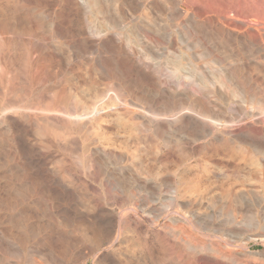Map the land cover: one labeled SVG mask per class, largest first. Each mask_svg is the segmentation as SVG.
Returning <instances> with one entry per match:
<instances>
[{"label": "rangeland", "instance_id": "obj_1", "mask_svg": "<svg viewBox=\"0 0 264 264\" xmlns=\"http://www.w3.org/2000/svg\"><path fill=\"white\" fill-rule=\"evenodd\" d=\"M80 1L0 0V29H14L0 30L1 40L8 37L0 40L4 59L13 65L0 67V264H83L93 249L85 232L100 222L109 226L120 214L135 218L142 229L136 235L137 250L143 249L140 263L147 264L154 249L155 256L168 257L167 264H185L184 257L198 262L193 264H264V147L258 148L264 144V121L251 115L264 113V105L247 100L252 88L264 96V67L249 63L250 47L235 38L250 28L252 16L264 12V0ZM172 59L196 74L173 70L167 65ZM19 79L27 91L17 95L12 88ZM55 129H64L59 140ZM224 189L230 190L227 195ZM106 252L105 246L86 264L107 263Z\"/></svg>", "mask_w": 264, "mask_h": 264}, {"label": "bare ground", "instance_id": "obj_2", "mask_svg": "<svg viewBox=\"0 0 264 264\" xmlns=\"http://www.w3.org/2000/svg\"><path fill=\"white\" fill-rule=\"evenodd\" d=\"M82 1V0H81ZM80 1V2H81ZM101 1V0H100ZM99 1V2H100ZM141 1V0H140ZM146 1V0H145ZM179 1V0H178ZM225 1V0H224ZM111 2V1H110ZM135 2V1H134ZM139 2V1H138ZM259 2V1H258ZM142 3V2H141ZM177 3V2H176ZM214 3V2H213ZM221 3V2H220ZM249 3V2H248ZM93 4H95V3H93ZM224 4V3H223ZM222 4V5H223ZM230 4V3H229ZM250 4V3H249ZM92 5V4H91ZM92 6H94V5H92ZM95 6H97V5H95ZM140 6V5H139ZM220 6V5H219ZM235 6H236V4H235ZM257 6V5H256ZM90 7V6H89ZM217 8H219V7H217ZM229 8V7H228ZM86 9V8H85ZM84 9V10H85ZM89 9V8H88ZM92 9V8H91ZM214 9V8H213ZM230 9V8H229ZM228 9V10H229ZM236 9V8H235ZM234 9V10H235ZM218 10V9H217ZM232 10V9H231ZM254 10V9H253ZM87 11V10H86ZM91 12H93V11H91ZM257 13V12H256ZM233 14H234V12H233ZM233 14L232 15H229V16H233ZM242 14V13H241ZM251 14V13H250ZM93 15V14H92ZM91 15V17L93 18V16ZM235 15V14H234ZM88 17L90 16L89 14L87 15ZM241 16H243V15H241ZM246 16V14L243 16V18ZM251 16V15H250ZM121 17V16H120ZM235 17H238V16H235ZM235 17H233V19L235 18ZM240 17V16H239ZM238 17V18H239ZM225 18V17H224ZM231 18V17H230ZM230 18H229V20H230ZM96 19V18H95ZM94 19V20H95ZM207 19V18H206ZM225 19H227L228 20V18H225ZM232 19V18H231ZM239 19H241V17L239 18ZM239 19H238V21H239ZM246 19H247V21H248V17H246ZM25 20H27V19H25ZM93 20V21H94ZM224 20V19H223ZM243 21H244V19H242ZM242 20H240V23H241V21ZM23 21V20H22ZM82 21V20H81ZM84 21V20H83ZM95 21H97V20H95ZM226 21V20H225ZM231 21V20H230ZM246 21V20H245ZM5 22V21H4ZM9 22V21H8ZM14 22V21H13ZM88 22V21H87ZM90 22V21H89ZM92 22V21H91ZM90 22V23H91ZM115 22H117V21H115ZM124 22H126V21H124ZM233 22H235L236 23V21L234 20H232V22L231 23H233ZM2 23V26H3V22H1ZM7 23V22H6ZM25 23H27V22H25ZM118 23V22H117ZM249 23L251 24H249L250 26V28H248V27H246L247 28V30H246V28L244 29V30H242V31H239L238 32V34L237 35H235V38L236 39H238V40H243V42H245V43H247V46H248V48L250 47V53L248 54V59H247V61H249V63H250V61H251V63H253L252 61H254V62H256V61H259L262 65H263V67H264V12H259V13H257L256 15H254V16H252V19L249 21ZM5 24V23H4ZM10 24H12V23H10ZM9 23L7 24L8 26L10 25ZM23 24H24V22H23ZM92 24H94V22L92 23ZM91 24V25H92ZM120 24H121V22H120ZM119 24V25H120ZM124 24V23H123ZM128 24V23H127ZM127 24H125V25H127ZM238 24V23H237ZM244 24H245V22H244ZM246 24H248V23H246ZM13 25V24H12ZM21 25H22V23H21ZM95 25V24H94ZM93 25V26H94ZM124 25V26H125ZM234 25H236V24H234ZM240 25V27L242 28V26L241 25H243V23H241V24H239ZM2 26H1V28H2ZM13 26H16V25H13ZM28 26V25H27ZM96 27H97V24L95 25ZM4 27L5 26H3V30H4ZM7 27V26H6ZM24 27V26H23ZM29 27V26H28ZM102 27V26H101ZM110 27V26H109ZM122 27V26H121ZM121 27L119 26V29H121ZM125 27H127V26H125ZM129 27V26H128ZM235 27H238V25L237 26H235ZM239 27V28H240ZM8 28V27H7ZM7 28H5V32H6V29ZM24 28H26V26L24 27ZM102 28H105V27H102ZM166 28V27H165ZM10 29V28H9ZM9 29H7V30H9ZM13 28H11L10 30H12ZM15 29H18V27L17 28H15ZM27 29H29L28 31H30L31 32V30H30V28H27ZM27 29H23V30H21V31H25V32H27ZM97 28H95V30H96ZM99 29H100V27H99ZM124 29V27L121 29V30H123ZM1 30V29H0ZM14 30V29H13ZM107 30V29H106ZM106 30H104V31H106ZM218 30V29H217ZM220 30V29H219ZM226 30V29H225ZM240 30V29H239ZM18 31V30H17ZM97 31V30H96ZM104 31L102 32V34L104 33ZM109 31V30H108ZM112 31V30H111ZM114 31V30H113ZM125 31V30H124ZM237 31V30H236ZM4 31L2 32V30H1V33H5ZM10 32V31H9ZM215 32V31H214ZM12 33H15V32H11V34ZM21 33V32H20ZM29 33V32H28ZM92 33V32H91ZM109 33V32H108ZM113 33H115V32H113ZM112 33V34H113ZM169 33V32H168ZM167 33V34H168ZM231 33V32H230ZM15 34H18V33H15ZM22 34V33H21ZM30 34H32V33H30ZM63 34V33H62ZM98 34H100L99 33V31H98V33L96 34L97 36H98ZM110 34V33H109ZM123 34V33H122ZM235 33H233V34H231V35H234ZM4 35V34H3ZM13 35V34H12ZM11 35V36H12ZM20 35V34H19ZM29 35V34H28ZM107 35V34H106ZM114 35V34H113ZM113 35H111V37L113 36ZM209 35V34H208ZM215 35V34H214ZM228 35V34H227ZM1 36V35H0ZM5 36H7V35H5ZM16 36V35H15ZM15 36H13V38L15 37ZM77 36V35H76ZM101 36H104V35H101ZM101 36H100V38H101ZM126 36V35H125ZM124 36V37H125ZM203 36H204V34H203ZM217 36V35H216ZM220 36V35H219ZM3 37V36H2ZM17 37V36H16ZM21 37V36H20ZM90 37V36H89ZM117 37V36H116ZM115 37V38H116ZM123 37V36H122ZM228 37V36H227ZM229 37H230V39H231V36H230V34H229ZM232 37H234V36H232ZM4 39H5V37H3ZM11 38V37H10ZM18 38H19V36H18ZM18 38H15L14 40H11V42L13 41H17L18 40ZM92 38V37H91ZM110 38V37H109ZM108 38V39H109ZM127 38V37H126ZM125 38V39H126ZM2 39V38H1ZM0 39V40H1ZM3 39V40H4ZM7 39H8V37H7ZM7 39H5V41H7ZM21 39V38H20ZM19 39V40H20ZM107 39V40H108ZM112 39H114V37L113 38H111L110 40H112ZM118 39V37L115 39V40H117ZM125 39H123L124 40V42H125ZM162 39V38H161ZM166 39V38H165ZM3 40H1V41H3ZM10 40V39H9ZM87 40V39H86ZM92 40H94L95 41V39H92ZM91 40V41H92ZM102 40H103V38H102ZM109 40V41H110ZM120 40V39H119ZM138 40V39H137ZM215 40V39H214ZM228 40V39H227ZM235 40V39H234ZM0 41V42H1ZM90 41V40H89ZM97 41H99L98 39H97ZM114 41V40H113ZM118 41V40H117ZM162 41V40H161ZM229 41V40H228ZM228 41H226V42H228ZM230 41H233V39L232 40H230ZM10 42V43H11ZM21 42V41H20ZM23 42V41H22ZM81 42V41H80ZM82 42H84V40L82 41ZM81 42V43H82ZM108 42V41H107ZM111 42V41H110ZM127 43H128V41H126ZM240 42V41H239ZM18 43V42H17ZM54 43V42H53ZM60 43V42H59ZM62 43V42H61ZM88 43H90V42H88ZM126 43V44H127ZM132 43V42H131ZM151 43V42H150ZM164 43V42H163ZM228 43H230V42H228ZM232 43V42H231ZM230 43V44H231ZM234 43V42H233ZM244 43V44H245ZM1 44V43H0ZM2 44H4V42L2 43ZM2 44L0 45V67L1 66H5V67H8V68H10L11 69V67H10V65H12V64H9V63H11V61L10 62H8L7 60H5L4 58H6L5 57V53L3 52L4 51V49H1V46H2ZM9 43L7 42V45H8ZM14 44V43H13ZM28 44V43H27ZM56 45H57V43H55ZM76 44V43H75ZM79 44V43H78ZM83 44V43H82ZM81 44V45H82ZM97 43L95 42V44H92L93 46H95ZM108 44V43H107ZM111 44V43H110ZM113 44V43H112ZM145 44V43H144ZM18 45H19V43H18ZM30 45V44H29ZM67 45H68V42H67ZM73 45V44H72ZM71 45V46H72ZM80 45V44H79ZM84 46H86L85 44H83ZM91 45V44H90ZM90 45H88L89 46V48H92V47H90ZM91 45V46H92ZM130 45V44H129ZM228 46H229V44H227ZM238 45H240V44H238ZM246 45V44H245ZM5 46V45H4ZM3 46V47H4ZM9 46H10V44H9ZM11 46H13V45H11ZM22 46V45H21ZM26 46V45H25ZM52 46V45H51ZM54 46V45H53ZM73 46H76V45H73ZM84 46H83V48H84ZM108 46H110V45H108ZM127 46V45H126ZM213 46H215V45H213ZM217 46V45H216ZM227 46V47H228ZM231 46V45H230ZM229 46V48H231ZM234 46V45H233ZM2 47V48H3ZM14 47H16V46H14ZM19 47H20V45H19ZM30 47V46H29ZM57 47H58V45H57ZM62 47V46H61ZM69 47V46H68ZM77 47H79L78 45H77ZM82 47V46H81ZM96 47V46H95ZM95 47H94V49H95ZM123 47V46H122ZM132 47H133V45H132ZM147 47H150V46H148L147 45ZM219 47V46H218ZM13 48V47H12ZM18 48V47H17ZM21 48V47H20ZM36 48V47H35ZM53 48V47H52ZM86 48V47H85ZM124 48V47H123ZM138 47L136 46V49H137ZM223 48H224V46H223ZM228 48V49H229ZM233 48V47H232ZM235 48V47H234ZM233 48V49H234ZM242 47H240V51L242 50L241 49ZM21 49H23V48H21ZM28 49V48H27ZM32 49V48H31ZM59 49H61L60 47L59 48H56V49H54V50H56L57 52H58V50ZM65 49H67V48H65ZM71 49V48H70ZM87 49V48H86ZM86 49H83V50H86ZM133 49V48H132ZM222 49V48H221ZM245 49H246V47H245ZM7 49H5V51H6ZM15 50V49H14ZM69 50V49H68ZM72 50L73 51H75L73 48H72ZM82 50V49H81ZM91 50V49H90ZM89 50V51H90ZM138 50V49H137ZM148 50V49H147ZM150 50H151V48H150ZM154 49H152L151 51H153ZM160 51H161V49H159ZM163 50V49H162ZM9 51V50H8ZM24 51H25V49H24ZM70 51V50H69ZM92 51H93V49H92ZM149 51V50H148ZM157 51H158V49H157ZM156 51V49H155V52H157ZM206 51V50H205ZM213 51V50H212ZM227 51H229V50H227ZM227 51H225V49H224V51L223 52H227ZM232 51V50H231ZM230 51V52H231ZM237 51V50H236ZM238 51H239V49H238ZM243 51V50H242ZM26 53L28 52V51H25ZM68 52V51H67ZM85 52V51H84ZM126 52V51H125ZM142 52V51H141ZM140 52V53H141ZM154 52V53H155ZM233 52H235V50L233 51ZM247 52V51H246ZM68 53H70V52H68ZM88 53V52H87ZM90 53H91V51H90ZM111 53V52H110ZM228 53V52H227ZM236 53V52H235ZM238 53V52H237ZM9 54V53H8ZM22 54H23V52H22ZM144 54V53H143ZM153 54V53H152ZM156 54V53H155ZM158 54V53H157ZM161 53H159L158 55H160ZM208 54V53H207ZM244 54V53H243ZM24 55H25V57H24ZM23 56H21L22 58H21V60L19 61V62H21V64H25V63H22L23 61L25 62V60L27 61V54H24ZM88 55H89V53H88ZM162 56H163V54H161ZM161 55L160 56H158V57H161ZM204 55V54H203ZM223 55V54H222ZM225 55H228V54H226L225 53ZM229 55H230V53H229ZM229 55H228V57H229ZM233 55V54H232ZM232 55H230V56H232ZM234 55H236V54H234ZM240 55H242V54H240ZM9 56V55H8ZM75 56V55H74ZM145 56H146V54H145ZM148 56V55H147ZM146 56V57H147ZM154 56H156L157 57V55H154ZM61 57V56H60ZM111 57V56H110ZM200 57V56H199ZM225 57V56H224ZM233 57H235V56H232V58L231 59H233ZM240 57V56H239ZM239 57H236L235 59H237L238 61V63L241 61V57H240V60H239ZM107 58V57H106ZM152 58V57H151ZM226 58V57H225ZM229 58V60H231ZM20 59V58H19ZM110 59V58H109ZM196 59H198V58H196ZM200 59V58H199ZM220 59V58H219ZM244 59H246V58H244ZM108 60V59H107ZM106 60V61H107ZM174 59H172V61H173ZM227 60V59H226ZM8 62V64H9V66L7 65V62ZM17 61V60H16ZM171 60H170V62H171V64H170V62L167 64L168 66L170 65V67L171 68H173V70L174 69H176V70H181L183 73H185V74H188V73H194V70L196 71V69H194L193 70V68L194 67H192V70L189 68V69H187L185 66H182V64H180V62H177V60L175 59L173 62H172ZM228 61V60H227ZM235 61L236 60H234V64L232 63H230V65L231 66H233V65H235L236 63H235ZM244 62L246 61V60H243ZM18 62V61H17ZM34 62H35V60H34ZM188 62V61H187ZM212 62V61H211ZM224 62H226V61H224ZM4 64V65H1V64ZM14 63H16V62H14ZM32 63V62H31ZM108 63V62H107ZM122 63V62H121ZM243 63V62H242ZM210 64V63H209ZM220 64V63H219ZM225 64V63H224ZM224 64H223V66H224ZM241 64V63H240ZM243 64H245V63H243ZM255 65H256V63H254ZM254 64H252V65H254ZM258 64V63H257ZM16 65H18V64H16ZM20 65V64H19ZM18 65V66H19ZM185 65V64H184ZM229 65V64H228ZM13 66V65H12ZM26 66V65H25ZM29 66H30V63H29ZM108 66V65H107ZM214 66V65H213ZM231 66H229V67H231ZM244 66V65H243ZM246 66V65H245ZM247 66H249V64L247 65ZM256 66H258V65H256ZM17 67V66H16ZM117 67V66H116ZM188 67V66H187ZM190 67V66H189ZM205 66L203 65V70L205 69L204 68ZM208 67V66H207ZM220 67V66H219ZM227 67V66H226ZM238 67V66H237ZM240 67V66H239ZM27 68H28V66H27ZM113 68V67H112ZM249 68H251L250 66H249ZM255 68V67H254ZM259 68V67H258ZM9 69V70H10ZM118 69V68H117ZM116 69V70H117ZM210 69V68H209ZM219 69V68H218ZM217 69V70H218ZM256 69V68H255ZM263 69V68H262ZM2 70H4V68L2 69ZM98 70V69H97ZM206 70V69H205ZM204 70V71H205ZM211 70V69H210ZM223 70V69H222ZM222 70H220V71H222ZM228 70H230V69H228ZM257 70V69H256ZM260 70L261 69H258V71L260 72ZM17 71V70H16ZM23 71V70H22ZM120 71V70H119ZM209 71V70H208ZM207 71V73L208 74H212L211 72H208ZM212 71V70H211ZM225 71H227V70H225ZM224 71V72H225ZM238 71V70H237ZM243 71V70H242ZM247 71H249V70H247ZM10 72H15V70L14 71H11L10 70ZM99 72V71H98ZM233 72V71H232ZM241 72V71H240ZM246 72V71H245ZM251 72H253L252 71V69H251ZM255 72V71H254ZM11 73V74H12ZM18 73V72H17ZM95 73V72H94ZM223 73V72H222ZM227 73V72H226ZM225 73V74H226ZM229 73H231V72H229ZM244 73V72H243ZM14 74V73H13ZM12 74V75H13ZM194 74H196V73H194ZM193 74V75H194ZM201 74V73H200ZM203 74V73H202ZM216 74V73H215ZM240 74H242V73H240ZM247 74H250V71H249V73H247ZM19 75V74H18ZM18 75H16L15 74V78H16V80L19 78V77H17ZM230 75V74H229ZM251 75V74H250ZM257 75V74H256ZM212 76V75H211ZM226 76H227V74H226ZM259 76V75H258ZM264 76V75H263ZM21 77H23V76H21ZM198 77V76H197ZM199 77H201V75H199ZM213 77V76H212ZM220 77V76H219ZM229 77V76H228ZM252 77V76H251ZM257 77V76H256ZM259 77H261V76H259ZM116 78V77H115ZM146 78V77H145ZM150 78V77H149ZM169 77L167 76V79H168ZM222 78V77H221ZM230 78V77H229ZM258 78V77H257ZM262 78H264V77H262ZM12 79V78H11ZM14 79V78H13ZM198 79H200V78H198ZM201 79H202V77H201ZM209 79H211L210 77H209ZM217 79V78H216ZM228 79V78H227ZM233 79V78H232ZM236 79V78H235ZM117 80V79H116ZM148 80V79H147ZM146 80V81H147ZM255 80V79H254ZM254 80H251V79H249L248 81H254ZM258 80V79H257ZM262 80H264V79H262ZM262 80H260V83L262 82ZM204 81V80H203ZM211 81H212V79H211ZM246 81V80H245ZM256 81V80H255ZM12 82H14V81H12ZM213 82V81H212ZM256 82H258V81H256ZM201 83V82H200ZM202 83H204V82H202ZM221 83V82H220ZM252 83V82H251ZM255 83V82H254ZM263 83V82H262ZM213 84H214V82H213ZM238 84V83H237ZM207 85H208V83H207ZM242 85V84H241ZM246 85V84H245ZM248 85V84H247ZM256 85H257V83H256ZM261 85V84H260ZM259 85V86H260ZM217 86V85H216ZM220 86V85H219ZM261 86H264V85H261ZM209 87H210V84H209ZM248 87H250V85H248ZM254 87V86H253ZM26 88V86L25 85H23V83H21V80L19 79L18 80V82H17V84L16 85H14L13 86V90L12 91H14L17 95L18 94H20V92L23 90V92H25L24 90H26L25 89ZM219 88V87H218ZM221 88V87H220ZM247 88V87H246ZM263 88V87H262ZM245 89V88H244ZM250 89V88H249ZM253 89V88H252ZM250 90L251 92H249L250 93V98L248 97L247 98V100L248 99H252L253 101H257V102H259L260 104H262V105H264V96H263V94H261L260 93V90H259V87L256 89V90ZM261 89V88H260ZM108 90V89H107ZM150 90V89H149ZM238 90V89H237ZM259 90V91H258ZM262 90V89H261ZM27 91V90H26ZM222 91V90H221ZM239 91V90H238ZM237 91V92H238ZM218 92H220V90L218 91ZM232 92H233V90H232ZM240 92V91H239ZM236 93V94H241V92L240 93ZM152 93V92H151ZM192 93V92H191ZM244 93H246V92H244ZM230 94H232L231 92H230ZM44 95V94H43ZM56 95V94H55ZM189 95V94H188ZM196 95V94H195ZM237 95V96H238ZM242 95V94H241ZM50 96V95H49ZM54 96V95H53ZM59 96V95H58ZM190 96H191V94H190ZM243 96V95H242ZM248 96V95H247ZM235 97V96H234ZM52 98V97H51ZM66 98V97H65ZM240 98H242V99H240V100H243V97H240ZM19 99V98H18ZM69 99V98H68ZM21 100H22V98H21ZM24 100V99H23ZM237 100V99H236ZM49 101V100H48ZM72 101V100H71ZM195 101V100H194ZM243 101H246V100H243ZM255 101V102H256ZM33 102V101H32ZM37 102V101H36ZM51 102V101H50ZM216 102V101H215ZM41 103V102H40ZM43 103H44V101H43ZM64 104H66V100H65V102H63ZM69 103H72V102H68L66 105H68ZM236 103V102H235ZM241 103V102H240ZM30 104H34V103H30ZM48 104V103H47ZM191 104V103H190ZM205 104V103H204ZM241 104H243L244 105V103H241ZM245 104H246V102H245ZM23 105V104H22ZM51 105V104H50ZM62 105V104H61ZM60 105V106H61ZM66 105H64L65 107H66ZM71 105V107H72V104H70ZM240 105V104H239ZM238 105V106H239ZM247 105V104H246ZM245 105V106H246ZM63 105H62V109H64L65 110V108H63L64 107ZM135 106V105H134ZM237 106V107H238ZM250 106H251V104H250ZM253 106H254V104H253ZM27 107V106H26ZM58 107V106H57ZM56 107V108H57ZM68 107V106H67ZM208 107V106H207ZM240 107H242V105L240 106ZM249 107V106H248ZM4 108V107H3ZM32 108V107H31ZM35 108V107H34ZM59 108V107H58ZM57 108V109H58ZM135 108V107H134ZM220 108V107H219ZM243 108V110H245L244 109V107H242ZM30 109V108H29ZM28 109V110H29ZM33 109V108H32ZM42 109V108H41ZM60 109H61V107H60ZM60 109H58V110H60ZM67 109V111H68V108H66ZM249 109H251V107L249 108ZM259 109V108H258ZM5 110V109H4ZM40 110V109H39ZM72 110V109H71ZM240 110H241V113H242V109L240 108ZM263 110V109H262ZM55 111V110H54ZM63 111V110H62ZM66 111V110H65ZM134 111V110H133ZM246 111V110H245ZM250 111V110H249ZM5 112V111H4ZM32 112V111H31ZM53 112V111H52ZM57 112H61V110L60 111H57ZM69 112H70V110H69ZM214 112V111H213ZM231 112V111H230ZM25 113V112H24ZM47 113H48V110H47ZM63 113V112H62ZM237 113V112H236ZM245 113V112H244ZM35 114V113H34ZM41 114V113H40ZM40 114H38V115H40ZM69 114V113H68ZM72 114V113H71ZM247 114V113H246ZM245 114V115H246ZM32 115V114H31ZM55 115H58V113L57 114H55ZM67 115V114H66ZM65 115V113H64V116H66ZM213 115V114H212ZM238 115V114H237ZM248 115H249V113H248ZM251 115L253 116V118L256 120V122H258V123H262L263 121H264V117H263V115H264V113L261 111V110H254V112H252L251 113ZM44 116H46V119L47 118H49V117H47V115H44ZM49 116H50V114H49ZM52 117H50V118H53V116H54V114L53 115H51ZM61 116H62V114H61ZM70 116V115H69ZM71 116H73V115H71ZM70 116V117H71ZM247 116V115H246ZM252 116H251V119H252ZM35 117V116H34ZM59 118H60V116H58ZM57 117V118H58ZM63 117V116H62ZM69 117V118H70ZM77 117V116H76ZM213 117V116H212ZM25 118V117H24ZM28 118V117H27ZM40 118H42L43 119V117H40ZM55 118H56V116H55ZM66 118H67V116H66ZM74 118V117H73ZM215 118V117H214ZM226 118V117H225ZM237 118V117H236ZM240 118V117H239ZM33 119V118H32ZM62 119V118H61ZM61 119H59V120H61ZM75 119H77V118H74V120ZM217 119V123H218V118H215V120ZM221 119L222 118H220L219 120L221 121ZM227 119V118H226ZM225 119V126L227 127V125H226V121L227 120H229V119H227L226 120ZM241 119V118H240ZM240 119H239V122H240ZM248 119H249V117H248ZM250 119V120H251ZM253 119V120H254ZM38 120H41V119H38ZM44 120V119H43ZM49 121L50 120H52V119H48ZM47 120V121H48ZM54 120V119H53ZM52 120V121H53ZM56 120V119H55ZM70 122H71V119H68ZM73 120V121H74ZM78 120V119H77ZM46 121V122H47ZM58 121V120H57ZM62 122L64 121V120H61ZM76 121V120H75ZM220 121H219V123H220ZM230 122H231V120H229ZM244 121V120H243ZM242 121V123H244ZM29 122V121H28ZM51 122V121H50ZM61 122V123H62ZM65 122V121H64ZM250 122V121H249ZM38 123V122H37ZM52 123V122H51ZM56 121L54 122V125L53 126H55L56 124ZM76 123V122H75ZM78 123V122H77ZM222 123V122H221ZM224 123L222 124V126L224 125ZM235 123V122H234ZM233 123V124H234ZM254 123H255V121H254ZM36 124V123H35ZM53 124V123H52ZM59 124H60V122H59ZM63 124H65L66 125V123H63ZM63 124H62V126H63ZM232 124V125H233ZM215 125H216V123H215ZM239 126L241 125V123L240 124H238ZM238 125L236 126L235 124L233 125V127L234 126H236V127H238ZM245 125V124H244ZM250 125V124H249ZM261 125V124H260ZM260 125H259V127H260ZM263 125V124H262ZM261 125V126H262ZM48 126H50V123H49V125ZM47 126V127H48ZM58 126V125H57ZM61 126V125H60ZM167 126V125H166ZM206 126V125H205ZM221 126V127H222ZM224 126V127H225ZM229 126H231V125H229ZM258 126V125H257ZM46 127V126H45ZM46 127V128H47ZM51 127V126H50ZM59 127V126H58ZM64 127V126H63ZM62 127V128H63ZM66 127V126H65ZM71 127V126H70ZM219 127V126H218ZM220 127V128H221ZM225 127V128H226ZM232 127V126H231ZM230 127V128H231ZM251 127V126H250ZM259 127H257V128H259ZM263 127H264V125H263ZM263 127H261V128H263ZM49 128V127H48ZM54 128H57V127H54ZM54 128H53V130H54ZM61 128V127H60ZM223 128V127H222ZM241 128H242V126H241ZM244 128H246V127H244ZM244 128H242V130L244 131L245 129ZM256 128V127H255ZM256 128V130L258 131L259 129H257ZM65 129V128H64ZM63 129V130H64ZM215 129V128H214ZM224 129V128H223ZM229 129V128H228ZM233 129V128H232ZM235 129V128H234ZM238 129V128H237ZM239 129H240V127H239ZM250 129V128H249ZM264 129V128H263ZM262 129V130H263ZM55 130H57V129H55ZM58 130H60V129H58ZM54 131L53 132V134L55 135V133H56V135H59V136H55V138H56V140H57V138L59 137H62L61 136V134H63V130H60V131ZM247 130V129H246ZM245 130V132H246V134L247 133H249V132H247ZM255 130V129H254ZM51 131H52V129H51ZM209 131V130H208ZM218 131V130H217ZM216 131V132H217ZM233 131V130H232ZM232 131H230V132H232ZM238 131V130H237ZM37 132V131H36ZM220 132V131H219ZM224 132V131H223ZM222 132V133H223ZM227 132V130H225V133ZM234 132V131H233ZM240 132H242L241 130L240 131H238V134H239V136H240V134H242V133H244V132H242V133H240ZM254 132H256V131H254ZM262 132H264V130L262 131ZM261 132V134H263ZM38 133H39V131H38ZM68 133V132H67ZM218 133V132H217ZM237 133V132H236ZM251 133V132H250ZM260 133V132H259ZM44 134V133H43ZM210 134V133H209ZM209 134H208V136H209ZM220 134H221V132H220ZM227 134V133H226ZM234 134V133H233ZM252 134H254V135H256L255 133H252ZM257 134H258V132H257ZM67 135V134H66ZM68 135H71L70 133L68 134ZM260 135V134H259ZM259 135H257L256 136V138L259 136ZM36 136V135H35ZM216 136H217V134H216ZM219 136V135H218ZM217 136V137H218ZM222 136V135H221ZM234 136H235V134H234ZM239 136L237 135V137L239 138ZM244 136V135H243ZM250 136V135H249ZM70 137V136H69ZM225 137V136H224ZM236 137V136H235ZM236 137V138H237ZM37 138V137H36ZM54 138V137H53ZM59 138H58V140H59ZM63 138H66L65 136L63 137ZM229 139V137H226V139ZM237 138V139H238ZM240 138H242V137H240ZM239 138V139H240ZM244 139L245 138H247L246 136H244L243 137ZM243 138H242V140H243ZM250 138V137H249ZM40 139H42V137H41V135H40ZM44 139V138H43ZM62 139V138H61ZM67 139V138H66ZM219 139H220V137H219ZM219 139H217V140H219ZM233 138H231V140H232ZM254 140H255V138H253ZM251 140V139H250ZM250 140H249V142H250ZM53 141V140H52ZM51 141V142H52ZM61 141V140H60ZM175 141V140H174ZM245 141H248L247 139H245ZM256 141V140H255ZM261 141V140H260ZM259 141V143H261ZM48 142V141H47ZM50 142V143H51ZM176 142V141H175ZM239 142H240V140H239ZM252 142H254L253 140H252ZM252 142L250 143V144H252ZM258 142V141H257ZM242 143V142H241ZM243 143H245V142H243ZM259 143H257V144H259ZM263 143V142H262ZM253 145V144H252ZM260 145V144H259ZM262 145V144H261ZM264 145V144H263ZM258 146V148L259 147H264V146ZM234 146V145H233ZM46 147V146H45ZM44 146H43V148H45ZM252 147V146H251ZM253 148H255V146H253ZM41 149V148H40ZM247 149H250V147L249 148H247ZM257 149V148H256ZM264 149V148H263ZM198 151H199V149H198ZM246 151V150H245ZM244 153V152H243ZM257 153H258V149H257ZM224 154V153H223ZM84 156V155H83ZM263 158V157H262ZM248 159H249V157H248ZM262 160H264V159H262ZM88 162V161H87ZM235 163V162H234ZM250 164V163H249ZM258 165H259V163H258ZM264 165V164H263ZM262 167V169H263V167L264 166H261ZM248 168V167H247ZM261 170V169H260ZM239 171V170H238ZM252 171V170H251ZM231 173V172H230ZM242 173V172H241ZM253 173V172H252ZM256 173V172H255ZM254 174V173H253ZM236 175H237V173H236ZM235 175V176H236ZM239 175H241V174H239ZM227 176H229V175H227ZM233 176V175H232ZM247 176V175H246ZM249 176V175H248ZM230 177V176H229ZM239 178H240V176H238ZM243 177V176H242ZM241 177V178H242ZM238 178V179H239ZM240 178V179H241ZM233 179H237V178H233ZM233 179H231V180H233ZM246 179V178H245ZM244 179V177H243V180H245ZM228 180H230V178L228 179ZM246 180H250V179H248V177H247V179ZM245 180V181H246ZM252 180V179H251ZM208 181V180H207ZM235 181V180H234ZM237 181H239V180H237ZM244 181V184L247 182H245ZM233 182V181H232ZM240 182V181H239ZM252 181H250V187H254V186H252V183H251ZM235 183V182H234ZM228 184V183H227ZM242 184H243V181H242ZM231 185H233V183H231ZM230 185V186H231ZM246 186H247V184H246ZM257 186V185H256ZM256 186H255V188H256ZM263 186V185H262ZM261 186V187H262ZM226 187V186H225ZM228 187V186H227ZM241 187V186H240ZM223 188V187H222ZM251 188V189H252ZM255 188H254V190H255ZM257 188H258V186H257ZM226 189V188H225ZM225 189H224V193L225 192H227V193H229V191H228V189H229V187H228V189H227V191H225ZM232 189V188H231ZM236 189V188H235ZM248 189H250V188H248ZM259 189V188H258ZM220 190H222L221 192H223V189H220ZM243 190H244V188H243ZM242 190V191H243ZM232 191H236V190H231V192ZM233 192V193H234ZM246 193L247 191H243V193ZM253 192V191H252ZM259 192V191H258ZM217 193V192H216ZM220 193V192H219ZM218 193V194H219ZM224 193H223V195H224ZM227 193H225L226 195H227ZM232 193V194H233ZM238 193H240V195H238L239 197L241 196L242 197V195H241V193L242 192H238ZM242 193V194H243ZM244 193V194H245ZM248 193V192H247ZM260 193V192H259ZM232 194L230 193L229 195H231L232 196ZM236 194V193H235ZM234 194V195H235ZM243 194V196H245ZM248 194H251V193H248ZM257 194V193H256ZM193 195V194H192ZM223 195H218V196H220V198H221V196H222V198L223 199H225V196H223ZM234 195L232 196L233 198H234ZM247 195V194H246ZM182 196V195H181ZM184 196V195H183ZM231 196H228L229 198L231 197ZM215 197H216V195H215ZM227 197V196H226ZM258 199H259V197H258V195L256 196ZM201 198H203V197H201ZM201 198L199 199L201 202L202 201H206V200H201ZM211 198V197H210ZM210 198H208L209 200H210ZM214 198V197H213ZM218 198V197H217ZM221 198V199H222ZM229 198H226V199H228V200H230ZM236 198H238L237 197V194H236ZM246 198V197H245ZM221 199L220 200H218V201H220V202H222V201H224V200H222L221 201ZM240 199V198H239ZM248 199H250V198H248ZM247 199V200H248ZM211 200H213V199H211ZM210 200V201H211ZM234 199H232V201H233ZM238 200V199H237ZM241 200V199H240ZM246 200V201H247ZM260 200V199H259ZM195 201H196V199H195ZM213 201H215V198H214V200ZM231 201V200H230ZM236 201V200H235ZM239 201V200H238ZM240 202H242V200L240 201ZM239 202V203H240ZM248 202V201H247ZM198 203V202H197ZM200 203V202H199ZM211 203L212 204H215V202L213 203L212 201H211ZM224 203V202H223ZM230 203H232V202H230ZM229 203V204H230ZM236 203V202H235ZM238 203V204H239ZM191 204V203H190ZM204 204V203H203ZM206 204H209V202H207V203H205V205ZM216 204H219L218 202L216 203ZM215 204V205H216ZM234 204V203H233ZM233 204H230V206L231 205H233ZM237 204V203H236ZM235 204V205H236ZM244 204H246V203H244ZM197 205V204H196ZM210 205V204H209ZM208 205V206H209ZM220 205H222V204H220ZM224 205H226V204H224ZM248 205H249V203H248ZM195 206V205H194ZM211 206H214V205H211ZM210 206V207H211ZM215 207V206H214ZM226 207V206H225ZM94 208V207H93ZM189 208V207H188ZM228 208V207H227ZM230 208V207H229ZM193 209V208H192ZM122 210V209H121ZM127 209H125V211H126ZM227 210V209H226ZM230 210V209H229ZM124 211V210H123ZM207 211H208V209H207ZM225 212V211H224ZM103 213V212H102ZM105 213V212H104ZM230 213V212H229ZM127 214H128V212H127ZM108 215V214H107ZM111 215V214H110ZM118 215H119V213H118ZM235 215V214H234ZM251 215V214H250ZM122 216L123 215H119L118 217H114V218H112V219H110L109 220V226H107V227H105L104 226V224L106 223V222H104V224L102 223V222H100L99 224H97V226H94V227H91L90 225V227L92 228V229H90V227L88 228H86V230H88V229H90V231L87 233V232H85V236L86 237H84V238H86V241H88V242H90L89 244L91 245L92 244V250H91V252H90V254L87 256V258L84 260V263L83 264H86L88 261H90L92 258L94 259V258H96V254H97V252L99 251V250H101L103 247H107V254H108V262L107 263H105V264H144V263H140V262H142L141 261V259H140V257H141V255L143 254V249H140V251H138L137 250V248H138V243L136 244V235L139 233L138 231H141L142 229H140V230H138L139 229V223L137 222V221H135L134 219H132L131 217H126L125 219L124 218H122ZM206 216V215H205ZM210 217V216H209ZM212 217V216H211ZM98 218V217H97ZM100 220V219H99ZM262 221V220H261ZM95 222V221H94ZM108 222V221H107ZM232 222V221H231ZM246 223V222H245ZM221 224V223H220ZM240 224V223H239ZM239 224H236V225H239ZM243 224V223H242ZM248 224V223H247ZM241 226H243V225H241ZM77 228V227H76ZM83 228V227H82ZM220 228V227H219ZM264 232V231H263ZM90 233V234H89ZM144 233H145V231H144ZM147 233H148V231L146 232V234L144 235V237L142 238V240L141 241H143L142 242V244H144V245H146V243H145V239H146V235H147ZM40 234V233H39ZM89 234V235H88ZM37 236V235H36ZM72 241V240H71ZM52 242V241H51ZM39 243H40V241H39ZM38 243V244H39ZM42 243V242H41ZM42 245H43V243H42ZM72 245V244H71ZM34 246V245H33ZM4 248H6V246H3ZM179 247V246H178ZM34 248V247H33ZM32 248V249H33ZM75 249V248H74ZM181 249V248H180ZM64 250V249H63ZM84 250V249H83ZM153 250L154 249H149V251H148V263L147 264H167L166 263V260L168 261V257H167V259H165V256H163V255H161V257H159V256H155V254H154V252H153ZM16 251V250H15ZM198 251V250H197ZM5 252H6V254L9 256V258H10V251H9V249H6L5 250ZM179 252V251H178ZM67 253V252H66ZM87 253V252H86ZM170 253V252H169ZM180 253V252H179ZM179 253H177L176 255H178ZM172 254V253H171ZM196 254V253H195ZM62 255V254H61ZM66 255H68V254H66ZM71 255V254H70ZM5 256V255H4ZM62 256H65V255H62ZM185 256V255H184ZM164 257V258H163ZM177 257H180V258H182L183 256H182V254H179V256H177ZM204 257V256H203ZM64 258V257H63ZM100 258V257H99ZM142 258V257H141ZM179 258V259H180ZM12 259V258H11ZM143 259V258H142ZM165 259V260H164ZM177 259V258H176ZM196 259V258H195ZM214 259V258H213ZM57 260H59V259H57ZM63 260V259H62ZM200 260V259H199ZM9 261H10V259H9ZM182 261H184V263L185 264H193V263H195L196 262V260L195 261H193L192 259H186L185 257L182 259ZM7 262V261H6ZM12 262V261H11ZM17 262V261H16ZM59 262H61V261H59ZM59 262H56V264L58 263V264H60ZM63 262V261H62ZM101 262V261H100ZM170 262V261H169ZM64 263V262H63ZM62 263V264H63ZM196 263H198V262H196ZM11 264V263H10ZM51 264V263H50Z\"/></svg>", "mask_w": 264, "mask_h": 264}]
</instances>
